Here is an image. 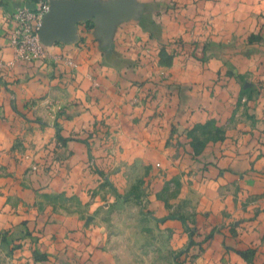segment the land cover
<instances>
[{
    "label": "crops",
    "instance_id": "0c3cea01",
    "mask_svg": "<svg viewBox=\"0 0 264 264\" xmlns=\"http://www.w3.org/2000/svg\"><path fill=\"white\" fill-rule=\"evenodd\" d=\"M89 1L102 6L104 11L69 22L66 37L46 31L41 42L47 56L25 61L16 59L10 46L16 25L11 13L30 0H0V58L9 62L0 70V264H109V254L95 252L101 249L96 248L94 234L86 245L83 227L69 230L76 215L54 211L53 205L47 204V199L51 200L47 195L78 187L87 161L86 144L80 138L92 129L95 116L108 118L113 110L119 115L122 107L131 102L129 97L139 85L135 82L152 76L154 68L138 65L140 59L153 53L141 51L143 42L152 41L146 27L160 25L183 34L188 17L207 13L212 26L206 35L235 42L237 49L238 34H248L264 24V0H175L179 10L165 11L162 22L156 20L157 0ZM178 14L182 15L180 22L174 17ZM232 49L235 60L244 69H250L260 57L258 52L246 55ZM211 58L191 70L186 68L178 73L174 69L179 81L184 82L182 91L196 89L200 97H181L180 106L164 117L167 125L162 131L166 136L172 124L189 126L210 117L201 108L205 102L207 109L209 106L217 110L216 115L226 119L222 102L212 99L214 88H234L235 81H211L219 68ZM254 103L256 112L262 114L264 99ZM133 116L125 117L128 123L124 131L136 142L131 148L138 153L144 134L136 128V120L129 119ZM119 133V145L123 144L126 151L130 145ZM147 135L155 137V132ZM57 136L62 138L58 153L63 164L54 177L47 178L41 170L28 172L25 156L43 155L44 145L51 144ZM216 146L205 154L218 156L217 166L206 170L208 179L190 182L199 191L198 211L202 213L198 215V224L204 230L222 220L235 225L214 235L196 264H247L238 252L249 248L256 249L253 264H264V143L259 145L254 134H249L243 144L233 146L237 151L216 153ZM113 152L122 157L126 154ZM115 178L121 179L119 175ZM44 192L46 196L42 195ZM231 227L238 228L234 233L223 232ZM222 240L224 244H220ZM42 254L47 258L37 257Z\"/></svg>",
    "mask_w": 264,
    "mask_h": 264
},
{
    "label": "rangeland",
    "instance_id": "374dc122",
    "mask_svg": "<svg viewBox=\"0 0 264 264\" xmlns=\"http://www.w3.org/2000/svg\"><path fill=\"white\" fill-rule=\"evenodd\" d=\"M40 1L30 0L26 6L35 8ZM156 3L159 8L156 11L157 22H162L165 11L179 10L175 0H157ZM195 15L197 17L185 20L188 26L183 34L162 29L160 25H151L150 29L146 27L152 41L150 44L148 40L143 42L141 51L147 54L151 51L155 57H150L153 54L150 53L145 60L140 59L138 65L154 68L152 76L135 82L139 85L129 97L131 102L129 106L122 107L119 115L113 110L108 113V118L95 116L92 129L87 136L80 138L86 144L87 161L78 179V187L62 190L61 193L48 192L47 197L51 200L47 199V204L53 205L54 211L76 215L71 220L72 224L68 225L69 230L78 231L83 227L81 232L85 235L86 245L94 234V242L98 243L96 248L101 249L95 252L109 254V264H196V259L206 245L212 243L214 235L221 233L224 227L235 225L222 220L213 228L204 230L198 224V215L202 213L198 211L199 191L190 182L193 179L201 182L208 179L206 170L217 166L218 158L205 154L212 152L216 144H219L215 147L216 153L228 149L237 151L233 146L243 144L249 134H254L259 145L264 143V107L260 114L254 106V102L264 99V24L260 23L256 30L248 34H238V50L246 55L260 53L255 64L250 69H244L235 60L236 53L232 49L237 50L235 42L223 38L214 40V37L206 35L212 26L211 16L207 13ZM174 17L178 22L182 19L179 14ZM12 49L15 58L22 60ZM210 58L220 68L211 81L215 84L235 81L234 88L219 91L214 88L212 99L222 102L225 108L222 113L226 119L219 118L217 110L213 111L209 106L207 109L205 102L201 108L210 117L189 126L172 124L166 136L162 131L167 125L164 117L180 106L181 97H200L196 89L182 91L184 82L179 81L174 69L178 73L186 68L191 70L204 65ZM0 61V70L9 65L1 58ZM67 63L75 66L68 60ZM245 64L249 66L247 62ZM220 85L227 87V84ZM127 114H134L129 119L136 120V128L144 134L138 153L131 148L136 142L124 131V125L128 123ZM118 132L130 145L126 151L123 144L119 145ZM147 132H155V137L148 136ZM61 141L62 138L57 136L51 144H45L43 155L39 157L26 155L28 172L41 170L47 178H53L63 164L58 153ZM149 141L152 143L149 144ZM113 150L126 154L122 157ZM117 175L120 180L115 178ZM237 228H226L223 232L231 230L234 233ZM224 243V240L220 242ZM238 253L247 264H253L256 249L249 248ZM37 257L44 259L47 255Z\"/></svg>",
    "mask_w": 264,
    "mask_h": 264
},
{
    "label": "built area",
    "instance_id": "2783aa9c",
    "mask_svg": "<svg viewBox=\"0 0 264 264\" xmlns=\"http://www.w3.org/2000/svg\"><path fill=\"white\" fill-rule=\"evenodd\" d=\"M49 2L50 0H42L35 8L26 5L15 8L13 20L16 25L10 35V44L18 58L25 61L45 58L46 51L39 36V29L44 14L50 8Z\"/></svg>",
    "mask_w": 264,
    "mask_h": 264
},
{
    "label": "water",
    "instance_id": "95a60500",
    "mask_svg": "<svg viewBox=\"0 0 264 264\" xmlns=\"http://www.w3.org/2000/svg\"><path fill=\"white\" fill-rule=\"evenodd\" d=\"M49 4L50 8L44 14L39 29L41 40L46 31L60 36L65 34L66 37L69 32V22L82 15H99L104 11L102 6L89 0H50Z\"/></svg>",
    "mask_w": 264,
    "mask_h": 264
}]
</instances>
